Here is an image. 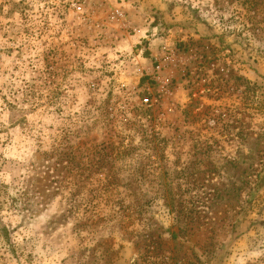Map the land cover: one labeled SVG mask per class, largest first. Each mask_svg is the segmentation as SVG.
<instances>
[{"label":"rangeland","instance_id":"obj_1","mask_svg":"<svg viewBox=\"0 0 264 264\" xmlns=\"http://www.w3.org/2000/svg\"><path fill=\"white\" fill-rule=\"evenodd\" d=\"M0 264H264V0H0Z\"/></svg>","mask_w":264,"mask_h":264}]
</instances>
